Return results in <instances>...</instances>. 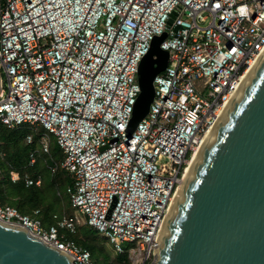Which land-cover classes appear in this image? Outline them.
Wrapping results in <instances>:
<instances>
[{
  "label": "built area",
  "instance_id": "2783aa9c",
  "mask_svg": "<svg viewBox=\"0 0 264 264\" xmlns=\"http://www.w3.org/2000/svg\"><path fill=\"white\" fill-rule=\"evenodd\" d=\"M163 35L168 65L130 133L141 62ZM263 53L264 0H0V123L28 127V144L41 131L29 165L49 155L53 175L69 174L66 193L86 224L131 264H151L190 161ZM0 220L73 264H98L71 238L78 214L47 224L40 209L0 199Z\"/></svg>",
  "mask_w": 264,
  "mask_h": 264
},
{
  "label": "water",
  "instance_id": "95a60500",
  "mask_svg": "<svg viewBox=\"0 0 264 264\" xmlns=\"http://www.w3.org/2000/svg\"><path fill=\"white\" fill-rule=\"evenodd\" d=\"M164 38L154 39L141 62L130 133L148 114L154 79L168 65ZM232 100L184 182L151 264H264V55ZM0 264L73 258L0 220Z\"/></svg>",
  "mask_w": 264,
  "mask_h": 264
},
{
  "label": "trees",
  "instance_id": "16d2710c",
  "mask_svg": "<svg viewBox=\"0 0 264 264\" xmlns=\"http://www.w3.org/2000/svg\"><path fill=\"white\" fill-rule=\"evenodd\" d=\"M30 132L28 127H18L10 129L7 126L0 123V154L5 153L4 159L0 161V174L2 175V180L0 182V199L5 204H11L19 208L21 211L25 213H31L35 209H40L43 220L47 223H50L51 217H47L46 213L42 210V208L30 209L26 208L25 201H33L37 199V195L39 196V187L46 182L44 171L47 172L49 170L47 166L44 164L42 157H39V160L35 167L30 168L28 166L29 155L32 150L36 149L39 146V136L41 131L35 136V142L33 144H28L25 140L26 135ZM52 150H57L60 155V159L63 160L62 151L55 140L52 141ZM27 172H36L41 174L42 176V185L41 186H32L26 187L24 176ZM18 173L20 175V179L16 182L12 180V174ZM49 182V186H54L57 182L60 185H64L65 183L70 182L69 174L65 170L58 171L53 178H51ZM51 184V185H50ZM5 189H8L5 192ZM38 189V190H36ZM8 192V193H7ZM18 195V203L14 204L9 201L8 196ZM69 204L71 205L70 198L68 196ZM72 207V205H71ZM59 217H61L59 215ZM80 227V226H79ZM78 227V230H79ZM77 230V232H78ZM77 232L72 235V239H74L79 245L87 248L91 251L94 259L99 264L97 258L94 256L92 248L93 245L82 242V240L77 236ZM96 232V231H95ZM131 264L128 253L123 255L116 254V258L113 261H110L109 264Z\"/></svg>",
  "mask_w": 264,
  "mask_h": 264
},
{
  "label": "rangeland",
  "instance_id": "374dc122",
  "mask_svg": "<svg viewBox=\"0 0 264 264\" xmlns=\"http://www.w3.org/2000/svg\"><path fill=\"white\" fill-rule=\"evenodd\" d=\"M30 133H32L31 130L28 134ZM53 154L56 159H60V155L58 154L57 150H53ZM4 156L5 153L0 154L1 162L4 159ZM43 158L46 159L49 164L52 163L51 157L49 155H44ZM44 174L46 175V182H44L43 185L39 187V196L37 195V199L33 201H25V207L28 208V210L42 208L47 217H53L54 215L62 216L65 214H75L76 210L71 207L68 201V195L66 193L67 183H65L64 185H60V183L57 182L54 186H52L51 184V186H49L48 181H50L53 176L50 170H47V172L44 171ZM7 190L8 189H5V192ZM8 198L9 201L14 204L19 202L18 195L8 196ZM76 214H78L80 218V227L77 232V236L82 240V242L93 245L92 251L99 264H109L110 261H113L116 258V252L113 245L109 242L105 235L95 232L86 224L85 216L80 213Z\"/></svg>",
  "mask_w": 264,
  "mask_h": 264
},
{
  "label": "bare ground",
  "instance_id": "6f19581e",
  "mask_svg": "<svg viewBox=\"0 0 264 264\" xmlns=\"http://www.w3.org/2000/svg\"><path fill=\"white\" fill-rule=\"evenodd\" d=\"M263 55H264V53L262 54V56H261L260 58H258V59L252 64V66L250 67V69L246 72V75H245V77H244V81H243V83H242V86H243L244 82L246 81V79L248 78V76H249V75L251 74V72L253 71V69L256 67V65L258 64V62L260 61V59L263 57ZM242 86H241V88H242ZM241 88H240V89H241ZM232 101H233V100H232ZM231 103H232V102H230V103L226 106V108H225L224 111L222 112V115H221V117H220L219 120L222 119V117L224 116L225 112L227 111V109H228V107L230 106ZM218 122H220V121H218ZM218 124H219V123H218ZM218 124H217V125H218ZM217 125H216V126H217ZM215 129H216V127H214V129L210 132V134H208V136L206 137L205 141L203 142V144L200 146V148L197 150L196 154L194 155L192 161H190L189 167H188V169H187V171H186V176H185V178H184L183 181H182V184H181V186H180V188H179V190H178V192H177V194H176V196H175V199H174V202H173V204H172V206H171V208H170V211L168 212L167 217H166V219H165V221H164V223H163V225H162V231H161L162 234H163V233L165 232V230H166V227H167V225H168L169 219H170V217H171V214H172V212H173V209H174L175 204H176V202H177V199H178V197H179L180 191H181V189H182V187H183V185H184V182H185V180H186V178H187V176H188V174H189V172H190L192 166L194 165V163H195V162L199 159V157L201 156L202 151H203L205 145L207 144V142H208L210 136L212 135V133L214 132Z\"/></svg>",
  "mask_w": 264,
  "mask_h": 264
},
{
  "label": "crops",
  "instance_id": "0c3cea01",
  "mask_svg": "<svg viewBox=\"0 0 264 264\" xmlns=\"http://www.w3.org/2000/svg\"><path fill=\"white\" fill-rule=\"evenodd\" d=\"M25 140H26V137H25ZM36 149H40V143H39V146H38ZM34 150H35V149H34ZM32 151H33V150H32ZM32 151H31V152H32ZM62 155H63V154H62ZM43 156H44V155H41L40 157L43 158ZM52 156L54 157V159H55L57 162L62 161L61 159H56V158H55V156H54V154H53V150H52ZM29 160H30V155H29ZM38 160H39V157H38ZM38 160H37V162H38ZM51 161H52V160H51ZM37 162H36V164H37ZM43 162H44V164L47 166V168L50 170L49 166H51V165L53 164V162H52L51 164H49L48 161H47L46 159H43ZM36 164H35V165H36ZM35 165H34L33 167H35ZM28 166H29L30 168H33V167H31V166L29 165V162H28ZM50 172H51V170H50ZM26 174H30V175L33 176V177H34V176H41V174L36 173V172H27V173H25V175H26ZM51 174H52V173H51ZM52 176H54V175L52 174ZM24 177H25V176H24ZM41 177H42V176H41ZM69 178H70V177H69ZM69 183H70V182H69ZM69 183L66 184V187H67V185H68ZM72 208H73V207H72ZM33 211H34V210H33ZM33 211H32V212H33ZM32 212H31V213H32ZM75 214H76V211H75ZM75 214H73V215H66V214H65V215H66V216H74ZM54 216H55V217H59L58 215H54ZM54 216L51 217V219H50V223L54 221V218H55ZM63 216H64V215H62L61 217H63ZM61 217H59V218H61ZM47 224H49V223L47 222Z\"/></svg>",
  "mask_w": 264,
  "mask_h": 264
}]
</instances>
